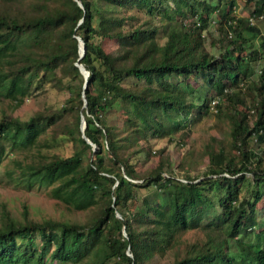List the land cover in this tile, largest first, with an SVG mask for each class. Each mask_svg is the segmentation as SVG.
Here are the masks:
<instances>
[{
  "label": "trees",
  "instance_id": "16d2710c",
  "mask_svg": "<svg viewBox=\"0 0 264 264\" xmlns=\"http://www.w3.org/2000/svg\"><path fill=\"white\" fill-rule=\"evenodd\" d=\"M53 1L29 10L0 4V98L18 106L47 83L68 92L59 108L26 119L3 112L0 144L29 150L58 133L72 140L65 156H10L9 174L49 187L69 210L92 212L86 221L35 219L2 206L0 264H264L256 207L264 195V37L256 25L264 0H253L248 17L233 13L235 0ZM250 34L260 35L257 46ZM77 35L86 49L79 59ZM76 61L88 70L86 86ZM63 62L64 76L54 70ZM198 76L201 103L188 95V78ZM241 83L249 102L235 91ZM225 111L231 148L207 145L205 172L178 176L163 148L154 150L155 136H186L191 114ZM189 229L204 235L184 241Z\"/></svg>",
  "mask_w": 264,
  "mask_h": 264
},
{
  "label": "rangeland",
  "instance_id": "374dc122",
  "mask_svg": "<svg viewBox=\"0 0 264 264\" xmlns=\"http://www.w3.org/2000/svg\"><path fill=\"white\" fill-rule=\"evenodd\" d=\"M6 2L16 3L22 5L26 10L33 9L38 2L45 1L49 6L56 4L53 0H5ZM0 4H4V0H0ZM253 9V0H235L233 6V13L238 16L248 17ZM218 16V13H215ZM165 21V20H163ZM256 25L260 28L261 34L264 37V18L256 21ZM213 28V26H211ZM260 35H249V45L257 46L260 42ZM264 65V57L259 61ZM261 66V65H260ZM63 76L67 74L66 63L59 64L55 69ZM175 80H178L175 78ZM193 91H188L190 98H193L197 102H200L204 98L205 86L202 85L201 78L189 77L188 78ZM76 84V80L74 79ZM235 91L240 96L246 97V89L244 87L236 88ZM65 89H57L47 83L43 89L33 95L25 96L23 101L17 106L14 105V101L9 99L0 98V116L3 112L12 113L19 116L22 119L30 117L35 111L44 108L57 109L63 103L64 98L67 96ZM213 90L208 91V95L213 94ZM247 98V97H246ZM249 99L247 98V101ZM213 111V110H212ZM192 116V117H191ZM193 120H188L186 127L188 133L186 136L180 133L181 130H176L172 134V137L155 136L152 138V145L154 150H160L163 148V155H168L172 160L173 170L178 176L180 174L191 173L198 174L205 172L208 168V155L203 153L207 145H223L225 149L231 148V134L230 130L232 127L231 116L225 111L220 115L209 112L197 116L194 114L190 115ZM182 129V128H181ZM51 129H49L50 131ZM50 134V133H49ZM182 139V140H181ZM46 143H40L32 146L29 150L27 149H16L11 147L8 142H1L0 144V210L2 206H5L13 216L21 217L23 210L27 209L28 215L35 219H42L44 217H55V218H67V219H78L86 221L89 219L92 210H74L70 209L61 201L56 199L50 194L49 187L33 186L26 187L19 185L12 179V174H9L12 169V163L10 156H19L23 158L25 154L31 156L32 154L38 153L37 149L44 155L50 156L53 154L68 155L72 153L74 149L73 141L69 138L62 136L60 133L57 134L56 139H52L49 135L47 136ZM182 141V143H181ZM127 142V141H126ZM183 163V167L178 166L179 162ZM248 175L252 176L250 173ZM254 187V184H249L248 188ZM261 190L264 189V184H261ZM248 194V192H247ZM258 210V222L259 227L264 226V195L256 203ZM1 214V211H0ZM1 223V216H0ZM204 235V232L200 229H189L184 230L180 233L181 239L184 241H193L198 237ZM257 236L254 233L250 234L249 240H255ZM248 240V241H249ZM257 240V239H256ZM39 243L36 239L35 243ZM171 259V252L165 253V256L160 263H167ZM46 264H70L61 263L56 258H49Z\"/></svg>",
  "mask_w": 264,
  "mask_h": 264
},
{
  "label": "water",
  "instance_id": "95a60500",
  "mask_svg": "<svg viewBox=\"0 0 264 264\" xmlns=\"http://www.w3.org/2000/svg\"><path fill=\"white\" fill-rule=\"evenodd\" d=\"M77 1H78V4H81V2L79 0H77ZM77 39H78V52H79L78 59H79V58H81L84 55L86 49H85V46H84V40L79 35H77ZM75 64L79 67L80 71L83 73L84 78H85L83 86H86V79H87V76H88V70L83 66L82 63H80L78 61H76ZM83 96H84V94H83ZM84 105H86L85 97H84ZM85 125H86V123H85L84 117L81 116L80 128H81L82 131L84 130ZM83 136H84V134H83ZM85 138L89 142H91L87 137H85ZM95 148H96V146L93 143V149H95ZM117 215L119 217H121V214L119 212H117Z\"/></svg>",
  "mask_w": 264,
  "mask_h": 264
},
{
  "label": "built area",
  "instance_id": "2783aa9c",
  "mask_svg": "<svg viewBox=\"0 0 264 264\" xmlns=\"http://www.w3.org/2000/svg\"><path fill=\"white\" fill-rule=\"evenodd\" d=\"M260 17H262V15H260ZM251 22L253 23L254 20L253 18H251ZM258 72L261 73L262 70L259 68L258 69ZM262 83H263V96H264V74H263V79H262ZM241 85H243V83H241ZM244 87V85H243ZM220 103V96L216 95L214 96L211 100H210V108L213 110V111H216L217 110V104ZM251 111H253V108H251Z\"/></svg>",
  "mask_w": 264,
  "mask_h": 264
},
{
  "label": "crops",
  "instance_id": "0c3cea01",
  "mask_svg": "<svg viewBox=\"0 0 264 264\" xmlns=\"http://www.w3.org/2000/svg\"><path fill=\"white\" fill-rule=\"evenodd\" d=\"M259 68H260V66H259ZM261 69V68H260ZM262 70V69H261ZM259 73V72H258ZM262 73V72H261ZM255 76V75H254Z\"/></svg>",
  "mask_w": 264,
  "mask_h": 264
}]
</instances>
